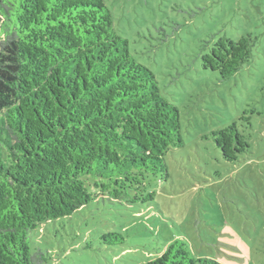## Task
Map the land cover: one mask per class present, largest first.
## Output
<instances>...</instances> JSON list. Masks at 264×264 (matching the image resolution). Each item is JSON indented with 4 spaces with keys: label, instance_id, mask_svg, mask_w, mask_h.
Segmentation results:
<instances>
[{
    "label": "trees",
    "instance_id": "trees-1",
    "mask_svg": "<svg viewBox=\"0 0 264 264\" xmlns=\"http://www.w3.org/2000/svg\"><path fill=\"white\" fill-rule=\"evenodd\" d=\"M113 23L105 0H0V264H42L29 233L90 203L89 187L119 200L168 176L180 111ZM252 43L221 37L203 66L228 79ZM212 136L228 162L249 151L236 122ZM214 263L175 241L143 264Z\"/></svg>",
    "mask_w": 264,
    "mask_h": 264
},
{
    "label": "rangeland",
    "instance_id": "rangeland-1",
    "mask_svg": "<svg viewBox=\"0 0 264 264\" xmlns=\"http://www.w3.org/2000/svg\"><path fill=\"white\" fill-rule=\"evenodd\" d=\"M105 2L131 55L179 109L183 141L165 155L168 176L149 174L130 192L139 200L89 187L90 203L29 233L32 254L42 264H143L180 241L214 264H264V0ZM245 36L251 56L235 74L203 66L221 37ZM234 122L250 148L231 163L212 132Z\"/></svg>",
    "mask_w": 264,
    "mask_h": 264
}]
</instances>
